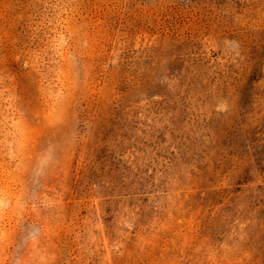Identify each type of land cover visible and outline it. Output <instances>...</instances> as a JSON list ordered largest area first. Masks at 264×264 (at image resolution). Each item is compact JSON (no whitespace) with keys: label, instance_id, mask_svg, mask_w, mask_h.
Returning <instances> with one entry per match:
<instances>
[{"label":"rangeland","instance_id":"rangeland-1","mask_svg":"<svg viewBox=\"0 0 264 264\" xmlns=\"http://www.w3.org/2000/svg\"><path fill=\"white\" fill-rule=\"evenodd\" d=\"M0 264H264V0H0Z\"/></svg>","mask_w":264,"mask_h":264}]
</instances>
